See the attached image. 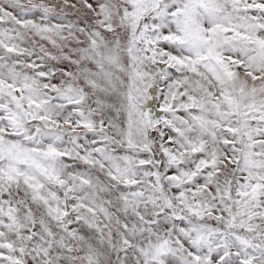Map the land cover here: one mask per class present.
<instances>
[{"label": "snow or ice", "instance_id": "1", "mask_svg": "<svg viewBox=\"0 0 264 264\" xmlns=\"http://www.w3.org/2000/svg\"><path fill=\"white\" fill-rule=\"evenodd\" d=\"M0 264H264V0H0Z\"/></svg>", "mask_w": 264, "mask_h": 264}]
</instances>
